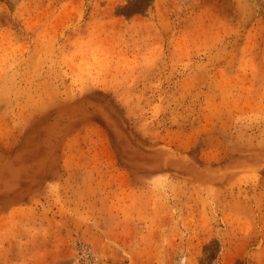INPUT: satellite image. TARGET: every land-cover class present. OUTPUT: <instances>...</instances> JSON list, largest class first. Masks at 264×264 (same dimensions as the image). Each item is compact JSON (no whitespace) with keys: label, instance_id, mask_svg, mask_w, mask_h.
Here are the masks:
<instances>
[{"label":"rangeland","instance_id":"1","mask_svg":"<svg viewBox=\"0 0 264 264\" xmlns=\"http://www.w3.org/2000/svg\"><path fill=\"white\" fill-rule=\"evenodd\" d=\"M0 264H264V0H0Z\"/></svg>","mask_w":264,"mask_h":264}]
</instances>
